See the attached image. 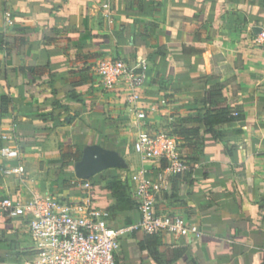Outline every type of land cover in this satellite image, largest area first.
<instances>
[{
	"label": "crops",
	"instance_id": "0c3cea01",
	"mask_svg": "<svg viewBox=\"0 0 264 264\" xmlns=\"http://www.w3.org/2000/svg\"><path fill=\"white\" fill-rule=\"evenodd\" d=\"M257 26L264 29V0H0V131L15 125L22 167L18 175L0 171V198L69 192L77 178L69 162L102 143L120 148V176L134 197L133 174L156 180L164 168L135 152L138 133L193 126L186 118L214 104L208 87L220 84L218 100L235 119L216 136L200 128L201 146L197 137L177 135L187 168L168 174L155 200L158 214L180 215L202 235L159 236L152 254L140 245L142 231H128L116 263L264 264V44ZM123 28L118 40L114 32ZM106 57L143 65L137 105L144 120L122 94L98 85L93 68ZM89 181L93 206L106 210L108 192ZM33 254L26 219L0 214V264Z\"/></svg>",
	"mask_w": 264,
	"mask_h": 264
},
{
	"label": "built area",
	"instance_id": "2783aa9c",
	"mask_svg": "<svg viewBox=\"0 0 264 264\" xmlns=\"http://www.w3.org/2000/svg\"><path fill=\"white\" fill-rule=\"evenodd\" d=\"M9 21L10 13H5ZM264 44V29L256 36ZM94 73L102 90L122 94L124 104L135 111L138 120L145 119V111L138 107L146 74L143 65L130 64L125 59L101 58ZM0 131V171L4 175L22 174L20 151L14 133ZM178 137L168 131L141 130L134 141V150L142 160H165L156 180L145 172L132 175L134 197L138 205L137 222L120 228L108 225V213L93 206L91 182L75 178L73 189L67 193H32L27 198L11 195L0 198V214L23 217L27 221L28 236L34 258L20 264H117L116 252L120 238L128 231L179 237L202 231L180 215L158 214L155 211L156 194L166 185L168 174H177L187 168L182 158Z\"/></svg>",
	"mask_w": 264,
	"mask_h": 264
},
{
	"label": "trees",
	"instance_id": "16d2710c",
	"mask_svg": "<svg viewBox=\"0 0 264 264\" xmlns=\"http://www.w3.org/2000/svg\"><path fill=\"white\" fill-rule=\"evenodd\" d=\"M238 1V0H232ZM184 21H190V17H184ZM127 32L126 28H123L120 31H115L114 34L116 38L119 40L121 36H125ZM186 46L184 45V49ZM189 50L187 51V53ZM183 63L190 65V60L185 59V54L180 58ZM131 64V63H130ZM222 86L220 84H211L208 87L209 92L215 91V94H212L210 98H216L217 101L210 105L203 113H198L196 115H190L186 118L187 121H190L193 126L187 127L184 126L182 129H178L174 127V129L170 132L175 136L182 134H190L192 137H197V145H203V142L200 140L199 129L203 128L204 132L211 133L212 136H216L218 133V128L222 125H229L235 117L232 115L230 107L226 104V102L218 100L220 98ZM102 146H106L108 148H113L117 151H120V148L115 144H108ZM180 147V145H179ZM181 152V150H180ZM80 154L74 155L73 159L77 160L80 157ZM70 155V154H69ZM68 155V156H69ZM64 156V155H63ZM183 158V157H182ZM184 159V158H183ZM185 161V159H184ZM162 167L166 165L165 160H161ZM186 162V161H185ZM73 162H69V169H72ZM120 168H107L96 175L88 178L92 180L93 184L102 185L104 189L108 192L111 198V204L106 208L108 213L107 223L109 226H113L114 224L111 221L117 220L121 222L123 225H128L133 222V210L134 208L138 209L137 202L132 194L129 192L128 186H126L124 180L120 176ZM182 172V171H181ZM181 172L173 175H178ZM160 240L158 234H148L144 233V238L140 241V245L142 247L148 248L152 254L155 253V248L157 246V242Z\"/></svg>",
	"mask_w": 264,
	"mask_h": 264
},
{
	"label": "water",
	"instance_id": "95a60500",
	"mask_svg": "<svg viewBox=\"0 0 264 264\" xmlns=\"http://www.w3.org/2000/svg\"><path fill=\"white\" fill-rule=\"evenodd\" d=\"M260 27H254L255 32H260ZM126 163L115 149L105 148L99 144L86 146L79 160L74 163L73 170L77 178L88 179L107 168H124Z\"/></svg>",
	"mask_w": 264,
	"mask_h": 264
}]
</instances>
